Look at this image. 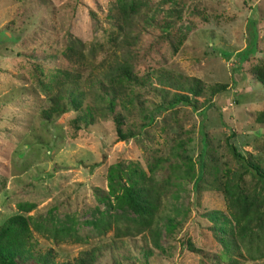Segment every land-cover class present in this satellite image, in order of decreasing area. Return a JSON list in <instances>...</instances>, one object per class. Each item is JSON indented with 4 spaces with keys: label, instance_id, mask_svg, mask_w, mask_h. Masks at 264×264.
Instances as JSON below:
<instances>
[{
    "label": "rangeland",
    "instance_id": "1",
    "mask_svg": "<svg viewBox=\"0 0 264 264\" xmlns=\"http://www.w3.org/2000/svg\"><path fill=\"white\" fill-rule=\"evenodd\" d=\"M67 51L91 62L79 81L89 105L128 67L116 111L132 138L119 141L110 116L80 129L74 110L43 118L56 69H79ZM261 65L264 0H0V225L22 215L56 262L95 249L93 264H264L241 246L254 229L209 215L245 204L264 218L260 186L227 146L264 171ZM180 87L196 108H164ZM131 185L156 200L149 228L121 202Z\"/></svg>",
    "mask_w": 264,
    "mask_h": 264
},
{
    "label": "trees",
    "instance_id": "2",
    "mask_svg": "<svg viewBox=\"0 0 264 264\" xmlns=\"http://www.w3.org/2000/svg\"><path fill=\"white\" fill-rule=\"evenodd\" d=\"M70 52V53H69ZM67 61L77 63L78 70L56 69L57 74L53 77L52 85L49 90L57 89V93L50 95L51 106L42 116L44 119H51L53 116H62L68 110H74L78 114L74 119V127L80 129L81 126H91L99 117L110 116L119 141H126L135 134L132 131H123L122 115L116 111V103L122 106L130 100L129 90L124 86L125 82L135 81L130 70L125 65L117 66L116 73L109 74L110 80L107 83H98V93L95 94L96 103L93 105L86 104L88 93L87 90L81 89L79 84L82 78V70L90 69L91 62L86 61L80 54L67 51L64 53ZM113 74V75H112ZM255 79L264 87V65L254 69ZM80 81V82H79ZM79 82V83H78ZM116 82V83H113ZM109 84V85H107ZM185 88V87H184ZM184 88L180 87L173 95L164 108H174L179 104H184L196 108L192 99L184 94ZM186 90L196 96L198 94L197 85L187 86ZM94 94V92H93ZM204 105H208L207 102ZM256 120L264 123V111L257 115ZM228 150L233 159L240 164L244 172L247 173L255 183L260 186L261 193L264 196V171L255 162L247 160L232 143H228ZM202 172V170H201ZM198 176L196 181L201 179ZM109 188L112 189V187ZM121 202L136 214L141 222L138 227L149 228L154 220L156 211V200L151 198L149 191L142 186L131 185L123 187ZM244 204V203H243ZM209 215L215 221L221 220L222 226L228 225L229 232L239 227L242 232L255 230L250 242H243L242 247L245 249L249 259L264 258V218L263 216L254 215L248 210L247 205L232 207L230 217H226L219 212H210ZM219 231L224 234L225 227H219ZM243 237V236H241ZM222 241V239L220 238ZM223 242V241H222ZM224 243L225 253L235 250L240 253L239 247L233 243ZM238 253V254H239ZM95 262V249L83 252L72 262H56L55 256L51 250L38 251L32 244V234L29 227V221L22 215H13L7 218L0 225V264H93Z\"/></svg>",
    "mask_w": 264,
    "mask_h": 264
}]
</instances>
